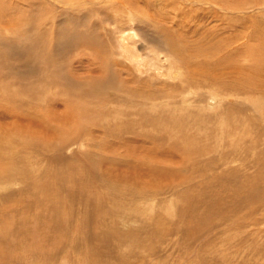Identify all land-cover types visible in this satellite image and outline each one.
<instances>
[{"label":"rangeland","instance_id":"rangeland-1","mask_svg":"<svg viewBox=\"0 0 264 264\" xmlns=\"http://www.w3.org/2000/svg\"><path fill=\"white\" fill-rule=\"evenodd\" d=\"M259 68L264 0H0V87L18 93L22 109L61 115L73 95L72 103L93 117H110L102 126L112 129L126 122L137 130L146 112L160 115L168 130L156 135L169 158L128 160L121 149L103 157L112 163L114 156L122 169L156 162L179 175L175 183L172 175L160 180L145 194V208L112 224L99 218L115 194L89 173L92 145L66 135L63 148L45 134H15L30 159L21 164L24 178L0 179V246L9 256L0 264H264V110L254 111L245 95H259L246 94L239 82ZM108 76L118 87L123 81L127 97L135 93L133 107L126 97L96 108L93 84ZM210 93L222 103L206 107ZM78 121L101 140L100 128ZM9 123L1 119L0 127ZM20 153L15 165L26 156ZM24 211L31 219L26 228L17 223ZM11 217L18 221L8 228ZM88 220L97 225L82 226ZM14 243L18 248L8 249Z\"/></svg>","mask_w":264,"mask_h":264},{"label":"bare ground","instance_id":"bare-ground-1","mask_svg":"<svg viewBox=\"0 0 264 264\" xmlns=\"http://www.w3.org/2000/svg\"><path fill=\"white\" fill-rule=\"evenodd\" d=\"M178 51H180V50H178ZM188 51H190V50H188ZM190 53H192V52H189V57L192 58L193 56L191 57ZM190 58H188V59H190ZM185 59H187V58L185 57L184 60ZM185 62L188 63L189 61H185ZM254 76L255 77L253 79L247 77L248 79L246 78L245 82L243 80L242 81L240 80L239 82L241 83L240 85L242 86V88L245 89L246 94H249V93L253 94L254 93V94H257V96L259 95L258 98H253L254 96L252 97L251 95H245V96H246V99H248L246 101L248 102L249 105H251V107L254 109V111L262 112L264 110V68H259L258 71L255 72ZM54 79H56V78H54ZM116 82H117L116 79L111 78L109 76H108V78H106L104 80H100L98 82L96 81V83L94 82L93 87H92V89H93L92 91L94 92V95L92 96V100H94L93 98H96V100L99 101L98 103L96 101V103H97L96 105L98 106V107H96L97 109H101V110L105 111L106 106L110 105V102L115 103V100L116 101H118L120 99L124 100L127 97L128 94L121 91L122 90L121 85L123 84L122 83L123 81L119 84V87L117 86L118 84H116ZM3 88H4V86H3ZM3 88L0 87V94L1 93L4 94V95H0V100H7L8 106L0 105V121H1V119L8 118L10 121V123H9L10 125H8L9 128H7L5 126L6 129H3L4 127L3 128L0 127L1 128L0 129V179H2L3 177H6V176L12 177L13 179L17 178V177H23V178L25 177L24 165H25V162H27V160L30 159V154L27 153V150H28L27 146L25 144L16 143L13 136H15V134H16V136L17 135H21V136L26 135L27 137H30V138L33 137L34 138V137L38 136L39 134L40 135L45 134L47 136H50V138H52V139L54 138V140H56L57 144H61L63 148L66 146L67 139L69 141L70 138H73L74 140L77 139L78 142L82 145V147L87 146V145L88 146L92 145V146H90L91 149H93V151H96V152L95 153L94 152L86 153V160L88 161L89 167H90L89 173L95 179H99L101 184L103 186H105L106 189H108L109 193L115 194L114 198L111 199L112 200L111 201L112 208L109 210L102 209L101 211H103V215H99V218L104 219V221H106L108 219L112 224L114 223L113 221L116 219L123 218L124 216L129 217L131 215V213L134 212V214H136V213H138V210L145 208V206H147V203L144 202V200L146 201V198H147V197H145L146 196L145 194L149 193V191L154 190V188H157V189L160 188V186H159L160 180L166 179L167 176H171V175L173 176L171 178L172 182L175 183V180H179V175L176 177V174H172V171H170L168 169L161 171L162 168L160 169L159 166L157 165L158 163H156V162H154V164H152V165H150V162H148L150 166H148V164H147V166L149 168L146 167V169H143V164L138 163V162L134 163V164H130L128 166H125V168L122 169V168H119L120 166L118 167L117 164H115L117 160L114 156L111 157L112 163H110L111 161L110 162L106 161L108 158L106 159L103 157V155L105 153L116 155V152L120 153L118 150L121 149L124 152L125 158L128 160H129V158H127V157L141 158L140 156H144L146 159L147 158H149V159L154 158L155 159V158H157L156 156H163V157L165 156L164 158H166V159L169 158L168 152L161 148V145H162L161 139H159L157 137L158 133L162 134L164 131L166 132V130H168L167 126L165 125L164 120L162 118H160L161 117L160 115L153 116L152 113L150 114V112L149 113L146 112V114L141 116V118H142L141 123H142L143 127L141 126V128L137 129V130H133L132 128H130V126L126 122L121 123V125H119V126L116 125L114 127V129H112L111 127H108V126H102L103 123L105 124V123L110 121V119H111L110 117H108L106 115H102V114H99L96 117H93V115L90 113V111L84 110L82 107L76 106L75 104L72 103V101L74 100L73 95H72V97H69L67 99V101L65 100V101H63V103L61 102L62 104H64V112L61 115L57 114V112H55V110L51 109V108L47 109L46 113L39 114L36 111H34L35 109L32 108L33 105L31 107H28V109L26 111L24 109H22L23 108L22 106L24 104H22L21 99H20V101L18 100V97H19V96H17L18 93H16V95L15 94L9 95L11 93V91H10V93L9 92L6 93V89L5 88L3 89ZM120 94H121V96H120ZM24 95H28V93H25ZM24 95H22V96L24 97ZM33 96H36V95H33ZM87 96H90V94H87ZM218 96H216V97H218ZM260 96L262 99L260 98ZM134 97L136 98L135 93L132 94V98L127 97V99L125 100L126 104L127 103L129 104V108L133 107ZM149 97L150 96H147L146 98H149ZM216 97L212 93L209 96V101L207 102L208 106H207V104L205 106L208 108H212L215 105H220L222 103V99H218ZM220 97H222V96L220 95ZM19 98H21V97H19ZM30 98H32V97H30ZM111 98H113V99H111ZM77 100H78V98H77ZM147 103L148 102H144L146 107H148ZM54 105H55V103H54ZM54 105H53V107H55ZM112 105H115V104H112ZM151 107L149 108L150 111L155 112V109L151 108ZM32 110H33V112H31ZM123 113H124V111H123ZM80 117L83 118L85 120V122H89V124L91 126H89V124H88V126L91 127V129L95 128V127H98L101 129L100 130L101 134H102V136L100 135L101 140L95 141L93 139L92 134H90V132L87 133L86 131L83 130L86 124L84 125V123H83L84 121H81L82 123L78 121V119ZM105 117H107V119H109V121H107V119ZM262 117H263V115H262ZM118 118H120V117H118ZM177 121H178L177 119H175V120L173 119V124L177 123ZM3 122L6 123V121H3ZM57 123L63 124L62 129H61V127L55 125ZM40 124H42V126ZM3 125H5V124H3ZM125 133L131 134L132 139L126 140L124 138L119 137L120 134L122 135ZM83 134H85V136H84L85 139L82 137ZM66 135H68L70 138L69 137L66 138L67 137ZM48 138L49 137H47V139ZM111 138H113L115 140L112 143L109 142V140H111ZM21 141H23V140L20 139V142ZM137 142L142 143V144L149 143V144H151L152 149L149 150L148 148H145L144 146L143 147L142 146L137 147L135 145V144H137ZM147 146H148V144H147ZM186 151L187 150H185V152ZM20 152L25 153L23 155H26V156H23L24 159L21 156L22 159L20 158L21 159L20 162L18 160L20 165H17L18 163L15 165L13 163L14 160H12V159L16 160L17 157H15L14 154L18 155ZM97 152H99L98 156L95 155ZM92 153H94V154H92ZM185 156L187 157V154H185ZM156 161L158 162L159 160L156 159ZM128 162H130V161H128ZM21 164H24V165H21ZM29 164H31V163H29ZM11 181H13V180H11ZM81 182H82V180L79 179V183H81ZM78 190L81 191V189L77 188V191ZM95 190H96V193L99 195L100 192H99V190H97L96 186H95ZM128 197L136 198V199L138 198L140 200L137 201V203H131V202H128L127 199H125ZM256 198H254L255 199L254 201H256ZM213 200H214V202L216 201L215 199H213ZM19 202H21V201H19ZM225 202H223L224 205H227V203L225 204ZM216 203H218V202H216ZM220 205H223V204H220ZM148 206H151V205L148 204ZM29 208L30 207H26L25 211L29 212V210H30ZM216 208H217V206L215 207V209ZM113 209H114V211H113ZM215 209L212 207V211H209L208 214L213 215L215 213L214 212ZM216 210L220 211L221 209L220 210L216 209ZM8 211H10V210H8ZM25 211L21 212L23 215L22 219H21L22 221L17 220L18 222L17 221L16 222L18 224H20V222H21V227L26 228L29 223L31 224V219L29 217H27L28 213H26ZM120 211H122L123 214H121ZM12 212H13V210H11V213ZM3 213H5V211L0 212V217L3 215ZM186 215H190L189 210L186 211ZM10 216H12V214ZM10 216H8V217H10ZM3 220H5V219H3ZM36 221L37 220H35L34 223ZM16 222H15L14 217H11L10 219H8V218L6 219L7 226H9L8 228H11L14 223L16 224ZM92 222L93 221L90 222L88 220L87 224L82 225V226H85V227L88 225L91 226ZM97 222L96 221L93 222L92 225H97ZM199 222H201V221H199ZM46 230H44V231H46ZM41 234H43V233H41ZM41 234H40V237L42 236V238L46 236V235L43 236ZM25 235L31 237L30 241L32 240L34 242H37L38 238L33 237L32 233L30 231L28 233H26ZM46 238H48V237H46ZM28 240H29V238H28ZM46 240L47 239H45V242H47ZM15 243H19V242H15ZM15 243L11 245L12 248H8V249L16 250L18 248V246L15 245ZM23 243L24 242L21 241L20 245H23ZM2 248H5V247L0 246V255H2V257H0V262H2V260L5 261V258L9 257L8 252L6 251L7 252L6 253ZM47 253H49V252H47ZM36 257H38V256H36ZM40 259H38V260H40Z\"/></svg>","mask_w":264,"mask_h":264}]
</instances>
